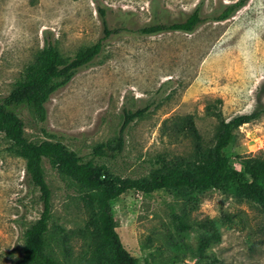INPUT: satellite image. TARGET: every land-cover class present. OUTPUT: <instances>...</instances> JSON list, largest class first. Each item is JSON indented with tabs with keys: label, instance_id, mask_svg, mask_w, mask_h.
I'll use <instances>...</instances> for the list:
<instances>
[{
	"label": "rangeland",
	"instance_id": "374dc122",
	"mask_svg": "<svg viewBox=\"0 0 264 264\" xmlns=\"http://www.w3.org/2000/svg\"><path fill=\"white\" fill-rule=\"evenodd\" d=\"M237 1L0 0V100L47 38L68 57L104 38V10L109 29L119 31L104 40L100 55L51 96L45 122L29 108L19 116L29 141L62 142L84 161L122 177L149 176L163 160L193 155L192 138L173 133L172 118L193 115L205 144L212 146L218 123L209 104L226 119L264 105V0H248L230 19L214 20ZM198 6L209 20L192 33L136 32L157 22L185 21ZM138 110L144 113L127 127L122 153L95 156L99 144L115 143L125 114ZM8 147L0 134V264L21 259L24 234L43 210L26 161ZM227 154L237 169L238 155L264 158V114L240 128ZM44 169L53 204L50 251L61 261L54 232L75 230L90 214L70 179L47 160ZM173 211L190 224L187 234L174 227ZM113 226L142 264H264V205L238 196L229 185L176 196L127 192L113 202ZM70 244L79 251V240Z\"/></svg>",
	"mask_w": 264,
	"mask_h": 264
},
{
	"label": "trees",
	"instance_id": "16d2710c",
	"mask_svg": "<svg viewBox=\"0 0 264 264\" xmlns=\"http://www.w3.org/2000/svg\"><path fill=\"white\" fill-rule=\"evenodd\" d=\"M248 0L225 6L215 21H226L246 6ZM105 37L98 42L83 47L72 56L61 53L58 46L47 38L44 47L38 52L33 63L28 65L21 78L5 98L0 100V134L9 142L11 155L26 161V169L33 183L39 188L43 210L24 234L23 255L14 264H142L139 258L125 248L120 235L113 226V202L123 194L136 191L152 194L165 191L176 196L180 191H203L229 185L240 197L254 198L264 205V158L256 155H238L241 169L232 164L227 149L236 142L240 128L264 114V105L259 104L248 114H239L226 119L216 104H209L207 111L217 119V133L214 144L206 145L194 116L187 115L171 119V131L177 135H188L194 143L190 158L174 162L161 161L160 167L149 176L141 178L122 177L114 174L106 165L94 161H84L75 151L62 142L29 141L25 134L24 123L19 110L29 108L42 122L47 119L46 104L51 96L64 87L75 74L92 63L102 52L104 40L119 30H110L106 12L101 9ZM201 7L185 21L157 22L140 28L136 32L143 35H157L163 32H194L208 21ZM217 103H222L217 100ZM144 110L127 112L115 143H102L94 149L97 157L120 155L124 149L125 131L129 124L142 116ZM72 181L84 207L90 214L86 223L75 229L59 227L54 232L63 253L59 260L50 251V221L53 214L52 191L46 180L44 161ZM174 227L180 234H187L191 226L184 218L173 211ZM217 241L218 234L213 235ZM80 241L79 251L75 252L70 244ZM183 247L191 249L186 242Z\"/></svg>",
	"mask_w": 264,
	"mask_h": 264
}]
</instances>
